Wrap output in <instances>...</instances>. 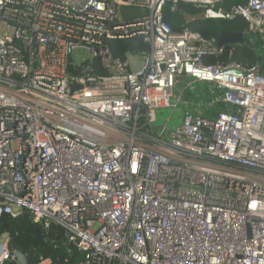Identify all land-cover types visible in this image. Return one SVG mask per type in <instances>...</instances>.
Returning <instances> with one entry per match:
<instances>
[{"label": "built area", "instance_id": "2783aa9c", "mask_svg": "<svg viewBox=\"0 0 264 264\" xmlns=\"http://www.w3.org/2000/svg\"><path fill=\"white\" fill-rule=\"evenodd\" d=\"M223 2L0 0V217L63 228L77 264H264V70L165 20L240 18L264 47V0ZM134 39L150 51L113 56ZM76 49L108 75L73 67ZM183 79L215 100L156 130ZM11 242L0 264H18Z\"/></svg>", "mask_w": 264, "mask_h": 264}, {"label": "trees", "instance_id": "16d2710c", "mask_svg": "<svg viewBox=\"0 0 264 264\" xmlns=\"http://www.w3.org/2000/svg\"><path fill=\"white\" fill-rule=\"evenodd\" d=\"M243 1L244 0H224L220 8L225 9L230 7L231 4H237ZM200 13V11L191 6L181 5V10L177 8V12L174 14L165 12V20L171 25L175 32H180L185 28L215 44L221 30L232 34H243L247 30V23L240 18H236L233 21L210 18L197 19L190 23L185 21V15L194 16ZM260 46H262V44L257 40L251 44L247 39H244L241 46L233 45L225 46V48H234L232 58L234 62L245 66L259 64L261 71H263L264 56L260 57L256 53ZM109 49L115 58H121L126 53L142 55L150 51V47L142 43L140 39L114 41L109 44ZM211 61L212 60H207V62ZM91 67L99 76L105 77L108 75V72L104 70L96 60L91 62ZM68 70L73 71L71 67H68ZM218 109L223 110V107L218 106ZM35 228L38 229L43 237L37 250L34 252L35 261L43 257L50 259L53 264H77L79 262L81 255L68 244L66 233L63 228L51 225L48 229H41L39 226L32 223L30 215L26 211H21L16 218H11L6 215L0 217V235L9 234L12 243H14L16 248L21 252H27L31 248L34 240Z\"/></svg>", "mask_w": 264, "mask_h": 264}, {"label": "rangeland", "instance_id": "374dc122", "mask_svg": "<svg viewBox=\"0 0 264 264\" xmlns=\"http://www.w3.org/2000/svg\"><path fill=\"white\" fill-rule=\"evenodd\" d=\"M205 11H201L200 14L194 16L185 15V21L190 23L197 19H205ZM257 55L260 57L264 56V47L260 46L257 51ZM71 62L73 67L80 66L83 62H91L93 56L85 49H76L71 53ZM190 80L183 79L179 80L173 90V99L172 103H175L177 98H180L181 101L186 102V105L179 104L178 110L173 109H163L157 113V123L155 124V129L160 130L164 125L167 126V129H171L175 125L180 123V120L184 114L185 109L193 110L198 104L202 105L208 101H214L217 96V91L205 84H199L197 82L193 83L192 86L188 87L187 84L190 83ZM203 110V108L201 107ZM214 111L218 109V105H214ZM171 118V122L166 123L167 119Z\"/></svg>", "mask_w": 264, "mask_h": 264}, {"label": "water", "instance_id": "95a60500", "mask_svg": "<svg viewBox=\"0 0 264 264\" xmlns=\"http://www.w3.org/2000/svg\"><path fill=\"white\" fill-rule=\"evenodd\" d=\"M178 10H181V5L178 6ZM243 40H244L243 34H232L224 30H221L219 32V37L216 42V46L217 47H225V46H233V45L241 46ZM88 64L89 62H86L84 65H88ZM42 239H43L42 235L40 234L38 229L35 228L34 240L32 242L31 248L27 252L19 251L16 248L15 244L11 242L10 249L16 262L18 264H36V261L34 259V252L37 250Z\"/></svg>", "mask_w": 264, "mask_h": 264}]
</instances>
